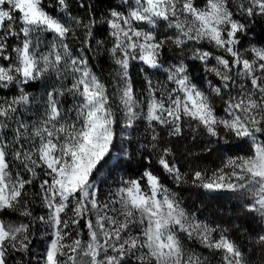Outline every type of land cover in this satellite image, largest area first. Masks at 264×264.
I'll list each match as a JSON object with an SVG mask.
<instances>
[{"label": "snow or ice", "instance_id": "6c2138e0", "mask_svg": "<svg viewBox=\"0 0 264 264\" xmlns=\"http://www.w3.org/2000/svg\"><path fill=\"white\" fill-rule=\"evenodd\" d=\"M0 264H264V0H0Z\"/></svg>", "mask_w": 264, "mask_h": 264}, {"label": "rangeland", "instance_id": "374dc122", "mask_svg": "<svg viewBox=\"0 0 264 264\" xmlns=\"http://www.w3.org/2000/svg\"><path fill=\"white\" fill-rule=\"evenodd\" d=\"M112 163H115V161H113ZM207 163L209 164V166H211L212 161L209 160ZM119 175H121V173L117 172V176H119ZM112 183H113V180H112V179H109V180H108V184H112ZM106 187H107V185H105V188H106Z\"/></svg>", "mask_w": 264, "mask_h": 264}, {"label": "trees", "instance_id": "16d2710c", "mask_svg": "<svg viewBox=\"0 0 264 264\" xmlns=\"http://www.w3.org/2000/svg\"><path fill=\"white\" fill-rule=\"evenodd\" d=\"M133 74L135 75V70H133ZM208 162V161H207Z\"/></svg>", "mask_w": 264, "mask_h": 264}]
</instances>
